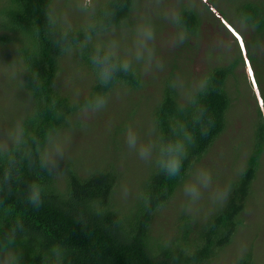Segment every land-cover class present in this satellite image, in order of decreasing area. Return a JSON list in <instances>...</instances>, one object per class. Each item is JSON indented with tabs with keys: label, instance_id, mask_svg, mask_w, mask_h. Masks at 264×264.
Instances as JSON below:
<instances>
[{
	"label": "trees",
	"instance_id": "1",
	"mask_svg": "<svg viewBox=\"0 0 264 264\" xmlns=\"http://www.w3.org/2000/svg\"><path fill=\"white\" fill-rule=\"evenodd\" d=\"M235 1L236 14L229 23L243 28L238 32L246 42V55L262 95L264 0ZM139 3L104 0L89 12L88 23L72 25L55 13L54 0H0V51L11 49L18 88L28 104L15 125L4 128L9 138L0 129V264H212L243 226L264 165V110L258 105L244 164L222 202L206 206L200 215L183 207L169 234L157 228L162 210L197 175L202 160L227 133L232 100L240 96L241 101L242 83L247 81L249 87L252 83L243 73L237 74L238 68H245V58L223 21L221 26L212 17V6L200 0H179L172 21L178 26L179 40L169 52L174 55L173 64L162 72L161 65L151 93L144 94V88L152 84L145 80L147 55L141 54V63H136L103 46L104 37L134 27ZM205 24L211 28L208 32ZM216 32L224 40L225 54L235 57L210 62L194 75L190 72L193 50ZM227 38L234 43V51ZM94 57L104 58L111 70L107 82L101 80ZM69 61L87 73L90 84L82 95L63 87V66ZM114 93L137 98L141 94L140 103L148 110L141 113V120L146 123L144 139L152 140L153 148L142 168H135L137 180L126 178L129 171L119 164L125 160L116 146L90 166L70 158L51 159L55 137L82 126L83 112L100 108L94 106L99 99L106 106ZM119 126L113 134L109 130V143L116 145L125 133ZM34 187L38 202L31 198ZM237 264H253L251 254Z\"/></svg>",
	"mask_w": 264,
	"mask_h": 264
},
{
	"label": "rangeland",
	"instance_id": "2",
	"mask_svg": "<svg viewBox=\"0 0 264 264\" xmlns=\"http://www.w3.org/2000/svg\"><path fill=\"white\" fill-rule=\"evenodd\" d=\"M103 1L54 0L53 9L63 18L65 24H72L73 22L75 24L76 22V24L84 25L89 22L92 14L89 12H93L92 9ZM139 1L140 13L134 27L130 31L113 32L104 37L103 46L117 56L125 59L134 58L136 63H141V54L147 55V61L144 64L145 80L152 84L144 88V94H146L148 91L151 93L150 90L158 80L154 81V78H158L157 76H160V73L168 68L169 64L170 66L173 64L174 55H169V52L173 51L179 40L177 38L179 36L178 26L172 23L179 8L177 3L179 0ZM200 1L204 5L212 6L209 12L221 26L223 23L221 24L222 20L218 19L220 17L237 32L239 27L243 29L239 24L234 28L229 23L232 22L231 19L236 14L234 4L237 2L235 0ZM200 7L203 8L202 5ZM141 9L143 10L141 11ZM206 28L208 26L203 25L205 31L211 30V28ZM228 33L235 40L233 35ZM225 42L234 51L235 46L230 38L225 39ZM243 42L246 48L244 39ZM197 46L198 50L195 52L194 49L192 53L194 55V69L192 68L190 71L194 75L203 72L210 62L212 63L210 65H213L216 62L223 63L229 57L231 59L235 57L231 53L225 54L226 45L224 40L219 39L218 32L214 36H205ZM237 46L245 58L238 43ZM6 51H0V129H3V136L6 135V138H9V132H5L6 129L4 128L10 124L15 125L17 117H20L23 108L27 107L28 104L25 94L22 89L19 90L15 78L18 71L14 64L15 60L12 59L10 62L12 51L11 49ZM246 58L248 59L247 55ZM166 60L170 63H167ZM161 65L163 68L159 72ZM63 67L61 78L64 80V89L73 94H84L88 89L86 87L90 84L85 76L86 71L78 64L70 61L69 63L65 62ZM249 68L253 71L256 81V73L251 61H249ZM260 72L264 75V65ZM239 73H243V76L250 80L246 64L244 69L241 67L237 69V74ZM233 83V81H229L230 91L234 90ZM248 84L246 81L245 85L242 83V89L239 88L243 93L241 101L239 100L240 96L234 97L232 100L227 133L215 144L213 151L202 160L197 175L185 184L172 204L162 210V214L156 222L157 228L161 230L162 234L171 232V228L176 222L175 215L183 207L193 212L196 211L195 213L200 215L201 210H206V206L209 209L222 202L231 179L237 177L244 164L246 151L251 144L256 106L258 105L260 109L264 110V106L261 105L264 103V90H262L261 95L259 87L256 89L254 82L252 87H249ZM144 91L140 90L139 93L142 94ZM141 94L140 98L135 95L127 96L126 93L110 94L106 99V106L86 109L80 119L83 123L82 126L65 129L55 137L57 145L52 147L51 159L55 160L59 157L60 160H65L70 158L90 166L98 157L101 159L107 157L108 154L105 151L110 153L112 148L116 146L120 157L125 160L119 164L129 171L126 178L130 179L131 182L136 181L137 179L134 177L135 168H140V165L142 168L146 161V157H141L139 149L141 147L148 150L153 148V141L144 139L146 123L145 120H141V113H148V110H146L144 102L140 103ZM235 98L237 99L235 100ZM117 126L126 131L117 138V143L114 145V143H109L108 134L110 129L113 134ZM130 136L136 140L135 148L129 147L128 139ZM126 187L125 192H130L131 184L129 183ZM125 192L121 190L119 197L122 198ZM246 211L243 215V226L235 235L233 243L226 247L212 264H237L247 254H251L253 264H264V165L262 173L254 185L253 196Z\"/></svg>",
	"mask_w": 264,
	"mask_h": 264
},
{
	"label": "clouds",
	"instance_id": "3",
	"mask_svg": "<svg viewBox=\"0 0 264 264\" xmlns=\"http://www.w3.org/2000/svg\"><path fill=\"white\" fill-rule=\"evenodd\" d=\"M203 1H205V0H203ZM220 19L223 21L222 23L226 26L227 30L233 35V37H234L235 40L237 41V43H238V45H239L241 51L244 53V55H245V64H246L247 67H248V72H249V75H250V81H251L252 84H253V82H254V86H255V88L257 89L258 87H257L256 84H255L256 82H255V78H254L253 71L249 68V61H248V59L246 58V49H245V45H244V42H243L242 37H241L240 34L234 29L235 32L238 33L239 36L241 37V40H242V42H243V47H241V40H238V39L236 38V36L233 34V32L229 30L230 28H231V29H233V28H232L228 23H226L221 17H220ZM94 63H97V64L100 65V69H101V70H100V77H101V80L104 81V82H107V80H109V79L111 78V70H110L108 67L105 66V60H104V58L94 57ZM123 67H124L125 69H127V64H124ZM261 101H262V100H261ZM103 103H104V101H103L102 99H99V100L96 101V103H95L94 106H95V107H101V106H103ZM261 105L263 106V103H261ZM128 144H129V147H130V148H135V147H136V140H135V138L130 136L129 139H128ZM148 151H149V150H148L147 148H145V147H141V148L139 149V152H140L141 157H147V155H148ZM31 198L33 199L34 202H38V199H39V193H38V189H36L35 187L33 188V193H32V195H31Z\"/></svg>",
	"mask_w": 264,
	"mask_h": 264
},
{
	"label": "snow or ice",
	"instance_id": "4",
	"mask_svg": "<svg viewBox=\"0 0 264 264\" xmlns=\"http://www.w3.org/2000/svg\"><path fill=\"white\" fill-rule=\"evenodd\" d=\"M229 30L233 32V34L236 36V38H237L238 40H241V37L239 36L238 33L235 32L234 29H231V28H230ZM241 47H243V42H242V40H241Z\"/></svg>",
	"mask_w": 264,
	"mask_h": 264
},
{
	"label": "flooded vegetation",
	"instance_id": "5",
	"mask_svg": "<svg viewBox=\"0 0 264 264\" xmlns=\"http://www.w3.org/2000/svg\"><path fill=\"white\" fill-rule=\"evenodd\" d=\"M226 27V26H225ZM227 29V28H226Z\"/></svg>",
	"mask_w": 264,
	"mask_h": 264
},
{
	"label": "water",
	"instance_id": "6",
	"mask_svg": "<svg viewBox=\"0 0 264 264\" xmlns=\"http://www.w3.org/2000/svg\"><path fill=\"white\" fill-rule=\"evenodd\" d=\"M220 17V16H219ZM258 89V88H257Z\"/></svg>",
	"mask_w": 264,
	"mask_h": 264
}]
</instances>
